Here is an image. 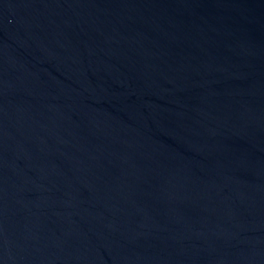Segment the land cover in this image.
I'll return each instance as SVG.
<instances>
[{
  "label": "water",
  "instance_id": "95a60500",
  "mask_svg": "<svg viewBox=\"0 0 264 264\" xmlns=\"http://www.w3.org/2000/svg\"><path fill=\"white\" fill-rule=\"evenodd\" d=\"M0 264H264V0H0Z\"/></svg>",
  "mask_w": 264,
  "mask_h": 264
}]
</instances>
